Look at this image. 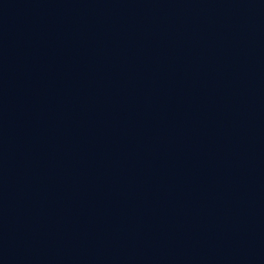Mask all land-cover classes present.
I'll return each instance as SVG.
<instances>
[{
	"label": "water",
	"instance_id": "1",
	"mask_svg": "<svg viewBox=\"0 0 264 264\" xmlns=\"http://www.w3.org/2000/svg\"><path fill=\"white\" fill-rule=\"evenodd\" d=\"M0 264H264V0H0Z\"/></svg>",
	"mask_w": 264,
	"mask_h": 264
}]
</instances>
